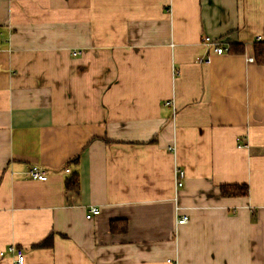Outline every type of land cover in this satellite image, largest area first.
Here are the masks:
<instances>
[{
    "label": "crops",
    "instance_id": "obj_1",
    "mask_svg": "<svg viewBox=\"0 0 264 264\" xmlns=\"http://www.w3.org/2000/svg\"><path fill=\"white\" fill-rule=\"evenodd\" d=\"M204 36L233 53L197 64ZM257 39L264 0H0V251L24 264H264ZM89 206L100 214L85 220Z\"/></svg>",
    "mask_w": 264,
    "mask_h": 264
},
{
    "label": "built area",
    "instance_id": "obj_2",
    "mask_svg": "<svg viewBox=\"0 0 264 264\" xmlns=\"http://www.w3.org/2000/svg\"><path fill=\"white\" fill-rule=\"evenodd\" d=\"M258 41V39H257ZM200 45L205 49L206 55L203 58H197L196 63L199 65H208L211 60L210 52L215 55L227 54L230 51V45L226 42H223L220 39H212L209 37H202L200 40ZM249 62H252L253 59L249 58ZM65 174H69L70 170L67 168L64 170ZM27 175L31 180H36L40 182H45L48 179L47 171L40 166H30L27 170ZM184 180V172L179 168H175L174 171V184L175 187L181 188ZM67 201L70 204H74L76 201V194L73 192L68 193ZM100 214V210L95 206H89L85 214V220H91L93 217H96ZM186 223L185 217L178 218L176 225H183ZM9 256L12 259V264H24V254L23 251L17 247L10 246L4 251H0V258Z\"/></svg>",
    "mask_w": 264,
    "mask_h": 264
},
{
    "label": "trees",
    "instance_id": "obj_3",
    "mask_svg": "<svg viewBox=\"0 0 264 264\" xmlns=\"http://www.w3.org/2000/svg\"><path fill=\"white\" fill-rule=\"evenodd\" d=\"M236 48V46L231 47ZM239 53H243V48H237ZM233 53L230 49L229 54ZM253 55L254 62L257 65L264 66V43L255 41L253 45ZM79 177L76 172L69 175L65 181V186L68 190H74L77 187ZM220 193L223 197H245L248 194V189L246 185H224L220 187ZM115 222L111 223L110 229L114 230ZM125 227H121V230H124ZM51 236L42 244L38 245V248H48L51 246Z\"/></svg>",
    "mask_w": 264,
    "mask_h": 264
}]
</instances>
